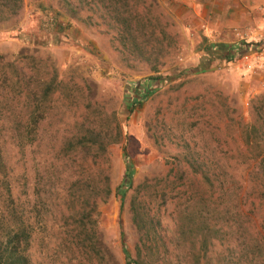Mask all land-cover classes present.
Instances as JSON below:
<instances>
[{
	"label": "rangeland",
	"instance_id": "374dc122",
	"mask_svg": "<svg viewBox=\"0 0 264 264\" xmlns=\"http://www.w3.org/2000/svg\"><path fill=\"white\" fill-rule=\"evenodd\" d=\"M46 1L43 10L23 0L13 29L0 22V62L13 83L0 87V145L11 194L33 226L32 262L106 264L107 250L123 264L119 230L134 257L140 201L167 250L159 264H193L196 231L224 210L230 232L210 235L199 264H264L263 110L260 150L241 140L250 100L264 103V0H155L151 14L172 38L155 64L121 49L100 4L68 0L72 18L64 0ZM217 43L241 50L229 61L212 52L194 72ZM147 84L153 92L128 112L125 100ZM27 105L36 107L33 139L16 146L9 129L21 134ZM123 153L133 173L120 202ZM202 173L220 176L216 201Z\"/></svg>",
	"mask_w": 264,
	"mask_h": 264
},
{
	"label": "trees",
	"instance_id": "16d2710c",
	"mask_svg": "<svg viewBox=\"0 0 264 264\" xmlns=\"http://www.w3.org/2000/svg\"><path fill=\"white\" fill-rule=\"evenodd\" d=\"M23 0H0V22H7L10 29L16 26L19 22V13L22 9ZM36 1V7L40 9L49 8L50 4L46 0H34ZM94 4L98 3L104 9L107 18L110 20V28L114 30L115 37L121 49L131 53L135 57H139L145 61L156 63L157 58L162 54L163 50L170 46L172 38L167 31L164 30V26L160 23V20L155 18L150 11V7L156 4L155 0H149V4L144 3L143 9L137 10V0H90ZM65 12L68 13L69 17H76L78 11L73 5H69L68 0H64ZM58 10H56L54 16H57ZM12 28V29H13ZM214 47V49H212ZM241 50V46L238 43L224 44L217 43L214 45H208L204 51L206 55L200 57L197 65L194 66V72H202L207 68L209 64V55L214 52L221 58L229 61L233 58L236 52ZM7 65L0 62V87L3 84L10 86L12 77H7L6 71ZM17 73L14 70V77ZM20 78V77H19ZM159 77H149V79H156ZM25 85L22 87L28 90L29 78H27ZM11 84V85H10ZM18 86V84H17ZM49 84L44 87L47 89ZM153 88L149 84L142 87H135L133 89V95L125 100V108L128 112H131L133 108L139 105L145 98H147ZM250 109L253 115L252 121L246 123L241 129V140L247 146V150L250 152L252 148L260 150V145H257V131L259 128L256 118L259 116L257 112L259 110L264 111V103L260 104V101L256 98L250 100ZM36 107L27 105L26 115L27 120L21 127V134L15 126H10L11 141L14 143L15 138L17 139L16 146L22 143H29L33 137L32 133L35 129ZM264 113V112H263ZM39 116V115H38ZM264 122V120H263ZM16 136V137H15ZM19 137V139H18ZM264 145V136L263 143ZM125 160L124 171L122 180L115 187V195L119 196L121 202L122 197L126 190L131 185V178L133 169L126 155L123 153ZM199 165V162L193 161ZM191 169L195 170L192 166ZM8 168L4 164L2 156V148L0 145V264H34L29 254V247L32 240V223L28 217L23 219L20 215L18 204L16 203L15 197L11 194L10 188V175ZM196 172V170H195ZM261 175L264 177V173ZM201 178L208 182L210 186L213 185L214 189V200L220 198L224 189L220 180V176L215 173L209 178L205 173H202ZM213 180V183H212ZM119 204V208H120ZM143 203H135V207L132 212L133 223L136 230L140 234L141 240L140 245L135 246V256L131 257L126 250L123 241V232L119 230V238L121 244V252L123 253V264H159L163 256L166 254V247L156 232L152 223V218L148 217V211L143 207ZM227 210L220 212L218 217L211 226L200 227L198 233L199 243L197 250L189 252L193 264H199L200 260L205 257L206 249L210 244V235L212 239H224L230 232V226L227 224ZM229 228H227V227ZM201 232H203L201 234ZM207 234L208 236H205ZM195 235V234H194ZM193 235V236H194ZM88 238V237H87ZM197 238V239H198ZM96 244L99 240L96 239ZM93 248L94 243H89ZM82 245V243H80ZM95 249L96 253L100 255V247L97 245ZM91 249V248H90ZM104 254L109 257L106 264H117L114 259L110 258V254L105 250ZM230 256V255H229ZM105 262V260H103ZM250 261V260H249ZM229 262V257H228Z\"/></svg>",
	"mask_w": 264,
	"mask_h": 264
},
{
	"label": "crops",
	"instance_id": "0c3cea01",
	"mask_svg": "<svg viewBox=\"0 0 264 264\" xmlns=\"http://www.w3.org/2000/svg\"><path fill=\"white\" fill-rule=\"evenodd\" d=\"M225 44V43H224Z\"/></svg>",
	"mask_w": 264,
	"mask_h": 264
}]
</instances>
